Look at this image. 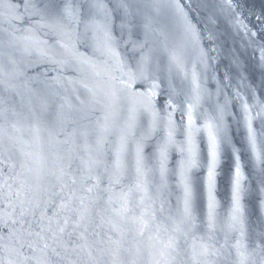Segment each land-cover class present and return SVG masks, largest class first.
Returning a JSON list of instances; mask_svg holds the SVG:
<instances>
[{
	"label": "water",
	"instance_id": "water-1",
	"mask_svg": "<svg viewBox=\"0 0 264 264\" xmlns=\"http://www.w3.org/2000/svg\"><path fill=\"white\" fill-rule=\"evenodd\" d=\"M0 264H264V0H0Z\"/></svg>",
	"mask_w": 264,
	"mask_h": 264
}]
</instances>
